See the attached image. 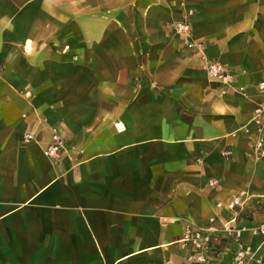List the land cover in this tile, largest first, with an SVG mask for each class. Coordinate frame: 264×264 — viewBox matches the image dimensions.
I'll use <instances>...</instances> for the list:
<instances>
[{
  "label": "crops",
  "instance_id": "1",
  "mask_svg": "<svg viewBox=\"0 0 264 264\" xmlns=\"http://www.w3.org/2000/svg\"><path fill=\"white\" fill-rule=\"evenodd\" d=\"M261 81L264 0H0V264H233L217 203L264 195Z\"/></svg>",
  "mask_w": 264,
  "mask_h": 264
},
{
  "label": "built area",
  "instance_id": "2",
  "mask_svg": "<svg viewBox=\"0 0 264 264\" xmlns=\"http://www.w3.org/2000/svg\"><path fill=\"white\" fill-rule=\"evenodd\" d=\"M191 14V12H188ZM174 32L181 34L186 38L188 47H193L194 44L188 40L192 33L189 21L182 20L168 25ZM207 75L212 80H220L225 87H231L233 80L227 74L226 69L217 62H209L206 67ZM259 90L264 91V81L259 82ZM264 117V103L258 105L253 114V121L259 122ZM32 138L30 134L23 137V142L29 141ZM261 154H264V138H259L256 143ZM66 151L65 135L60 127H54L50 133L49 141L43 149L45 156L50 159H57L61 153ZM216 180H208V185H215ZM261 201H264V195L253 196L247 192H240L232 195L226 202H218V208H226L231 210L232 215L229 219L221 222L217 232L224 233L232 244V262L233 264H250L255 261L262 262V257L258 252L264 249V222L248 226L241 224L239 218L247 213L248 209L257 208ZM244 217V216H243ZM217 234V233H216ZM215 232L210 229H203L192 224L186 228L184 240L190 242L196 250L195 260L203 262L205 259L204 252L208 250L212 241L217 239ZM257 239L255 245L251 242Z\"/></svg>",
  "mask_w": 264,
  "mask_h": 264
}]
</instances>
